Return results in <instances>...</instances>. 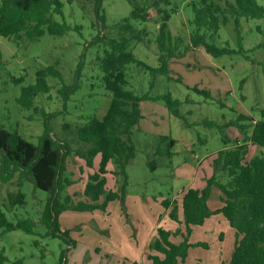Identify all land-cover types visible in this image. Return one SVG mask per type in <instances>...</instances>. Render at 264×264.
<instances>
[{"label": "rangeland", "instance_id": "rangeland-1", "mask_svg": "<svg viewBox=\"0 0 264 264\" xmlns=\"http://www.w3.org/2000/svg\"><path fill=\"white\" fill-rule=\"evenodd\" d=\"M61 1L62 14L52 16L72 26L66 33L45 32L36 40L20 42L0 35V126L37 143L47 122L53 135L68 141L72 148L64 162L63 177L73 183L66 184L61 178L64 182L61 194L89 206L80 210L67 208L60 213L58 225L68 232L67 240L73 242V246H68L62 237L45 234L47 228L40 223L39 216L49 193L36 188L25 177L19 188L25 194V204L7 208L0 203V210L11 222L29 217L35 223V233L19 229L2 232L0 228V255L4 256L0 264H148L157 227L179 231L172 238L175 243L185 238L181 208L176 211L179 223L170 217L172 205L187 187L205 186L213 174L212 158L224 146L223 135L231 139L229 145L236 138L243 141V134L228 122L236 120L239 113L255 121L264 119V47L258 46L264 41V16L240 18V43L232 17L220 26L217 37L210 42L235 50L232 53L213 56L203 47L180 49L181 54L169 60L167 74H153L143 66L129 64L128 89L151 97L170 93L182 101L178 109L183 117L173 115L163 99L140 101L142 117L131 136L135 156L125 167L127 184L123 199L106 201L104 196L91 199L82 195L89 176L99 168L100 154L94 155L89 165L87 156L77 155L86 148L73 133L75 125L84 123L88 116H102L111 98L101 81L102 71L96 61L102 48L88 45L98 33L96 13L91 3H84L82 8L79 0ZM191 1L170 0L169 4H161L171 13L168 20L171 32L182 37L184 44L195 29ZM215 1L224 4L233 0ZM257 2L262 4L264 0ZM103 9L105 30L111 35L114 24L129 15L131 5L127 0H105ZM149 12L147 22L131 20L136 28L148 31V43L130 42V48L138 59L156 67L154 39L158 16L153 8ZM75 25L81 28L75 29ZM51 65L59 70L60 77H46L49 91L35 93L30 108L19 105L17 98L22 86L35 83L37 70ZM75 85L66 96L63 89ZM194 88L208 89L210 97L195 92ZM243 123L253 124L248 120ZM160 135L175 140L172 156L156 152ZM166 143L159 148H165ZM260 152V147L249 144L247 158ZM150 162L155 164L154 168ZM114 170L115 164L111 161L104 173L107 189L117 190L124 184L121 174ZM18 177L19 172L10 179L0 174L1 201L7 192L18 188ZM220 195L219 189H212L208 200L210 210L220 206ZM239 237L222 214L211 215L202 225L191 227L188 241L194 245L189 247L187 257L180 264L228 262Z\"/></svg>", "mask_w": 264, "mask_h": 264}, {"label": "trees", "instance_id": "trees-1", "mask_svg": "<svg viewBox=\"0 0 264 264\" xmlns=\"http://www.w3.org/2000/svg\"><path fill=\"white\" fill-rule=\"evenodd\" d=\"M74 0H67L72 3ZM91 3L96 13L98 33L88 45L102 48L97 54L96 61L102 71L101 81L111 98L108 107L102 116L93 114L88 116L82 124H76L73 133L76 140L85 147V152H78L80 157H88V164L94 155L100 154L99 168L95 174L89 176V181L82 190V195L91 199L104 196L106 201L116 198L123 199L124 186L127 184L125 167L135 156V146L131 141L133 128L142 117L140 101L144 99H163L168 110L176 117L183 115L178 107L181 100L173 98L170 93L151 97L148 93L136 94L127 88L129 84L127 69L129 64L143 66L153 74L168 73L169 60L181 54L180 49L189 51L195 47H203L205 52L213 56L232 53L233 49L227 46H217L210 42L218 35L222 24L233 18L235 31L239 43L240 18H261L264 16V2L257 0H233L221 4L215 0H192V23L195 25L189 34V41L184 44L182 37L174 35L168 25L170 11L161 4H169L170 0H127L131 5L128 16L114 24L113 34L108 35L105 26L103 2L105 0H79ZM176 7V6H175ZM61 0H0V35L12 38L16 42L22 40H36L45 32L52 35H61L72 28L65 21L53 19V14H62ZM150 8L158 16V31L154 42L157 47L158 65L151 67L138 59L130 48V42H145L148 31L145 28H136L131 20H150ZM175 9V8H174ZM95 26V25H93ZM80 29V25H75ZM203 30V31H202ZM260 31H263L259 27ZM258 46L264 47V41ZM54 75L60 77V72L54 66L41 68L36 72V81L33 84L22 86L17 102L24 108L33 106L34 94L49 91L50 86L46 77ZM75 86L65 87L63 91L70 93ZM206 98L210 97L208 89H193ZM44 112V111H43ZM46 115V113H44ZM264 115V111H262ZM245 120L253 124L243 123ZM208 124H212L209 122ZM67 124H65L66 126ZM234 125L243 134V141L231 139L223 135L224 146L218 149L212 158L213 174L207 178L202 188L187 187L180 192L179 203L174 200L170 211L171 219L177 220L176 211L180 207L185 225V238L175 243L174 238L179 231L162 226L156 229V238L151 244L153 253L148 255V264H180L188 255L189 247L194 245L188 241L191 227L202 225L211 215L222 214L230 226L240 235L237 238L231 257L228 262L220 264H264V119L253 118L239 113L236 120L228 122ZM167 141L165 148H159ZM175 140L167 135L158 137L156 152L172 156ZM159 143L161 145H159ZM261 148V152L247 158L248 145ZM71 146L66 140L57 139L51 126L45 122L43 132L34 143L25 139L17 131H10L0 126V174L10 179L15 172H19L18 188L7 192L2 203L7 208L25 204V194L19 189L25 177L30 178L34 186L48 192L47 199L39 216L40 223L47 228L46 235L62 237L68 246H73L68 232L61 230L58 218L65 209L80 210L89 206L82 202H74L73 198L62 196L63 183L71 184L64 178L65 159L71 153ZM113 161L114 173L121 174L124 184L120 189L111 190L105 186L107 165ZM152 168L155 167L150 162ZM65 179L61 182L60 179ZM213 188L219 189L220 206L210 210L208 200ZM168 206L169 203L166 201ZM35 223L29 217L18 218L15 222L7 219L0 210V228L2 232L22 230L26 233H35ZM200 245L201 243H197ZM4 256L0 255V259ZM61 258H64L63 253ZM61 264V262H60Z\"/></svg>", "mask_w": 264, "mask_h": 264}, {"label": "crops", "instance_id": "crops-1", "mask_svg": "<svg viewBox=\"0 0 264 264\" xmlns=\"http://www.w3.org/2000/svg\"><path fill=\"white\" fill-rule=\"evenodd\" d=\"M177 199V198H176Z\"/></svg>", "mask_w": 264, "mask_h": 264}]
</instances>
